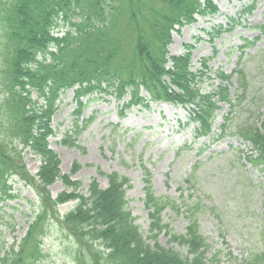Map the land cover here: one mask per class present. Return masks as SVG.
Returning a JSON list of instances; mask_svg holds the SVG:
<instances>
[{"label":"trees","instance_id":"trees-1","mask_svg":"<svg viewBox=\"0 0 264 264\" xmlns=\"http://www.w3.org/2000/svg\"><path fill=\"white\" fill-rule=\"evenodd\" d=\"M215 1L0 0V190L6 194L5 185L14 175L36 186L45 201L37 217L43 222L49 208L55 211L59 204L77 199L59 218L74 241L75 264H223L220 252L207 256L210 246L198 220L201 203L185 204L189 223L184 234L176 233L162 215L167 208L180 214L182 207L171 197L154 193L151 172L145 169L144 205L151 221L145 237L128 208L126 189L131 184L127 177L109 173L108 188L92 181L82 192L78 190L80 181L60 172L59 157L48 142L60 95L72 88L78 117L86 106L85 98L89 103L95 94L118 100L128 95V106L168 101L191 108L196 137L211 135L219 103L231 102L233 73H218L222 84L212 93L204 92L202 78L207 73L197 76L191 71V45L180 56H170L168 47L177 26L193 22L196 15L216 13ZM255 2L244 13L252 12ZM230 24L236 20L231 19ZM257 28L264 35V22ZM255 41L247 40L244 46ZM202 65L207 67L206 59ZM235 72L243 89L238 97L242 101L247 90L244 70L236 68ZM79 127L76 122L74 132L79 133ZM236 131L258 153L257 158L249 159L264 165V117L260 126L244 121ZM73 135L66 134L64 141L72 140ZM23 151L40 156L38 179L28 173ZM18 162L21 167L16 166ZM80 168L75 163L72 172ZM57 179L73 189L52 198L46 186ZM186 181L191 186L189 177ZM2 214L0 207L1 222ZM44 224L29 225L19 243L0 250V264H43V242L49 232ZM163 230L170 243L185 249L184 254L159 244ZM240 264H264V252L245 257Z\"/></svg>","mask_w":264,"mask_h":264},{"label":"rangeland","instance_id":"rangeland-1","mask_svg":"<svg viewBox=\"0 0 264 264\" xmlns=\"http://www.w3.org/2000/svg\"><path fill=\"white\" fill-rule=\"evenodd\" d=\"M251 2L217 0V13L199 16L196 22L180 27L169 46L171 55L184 53L185 45L194 46L193 71H204L201 60L209 58L211 77L203 82L204 92H213L220 86L218 72L229 74L237 67L245 72L249 81L246 96L239 100L242 90L235 75L230 84L231 103L222 104L217 113L213 136L196 138L195 124L188 120V108L170 102L128 106L129 96L117 100L95 94L89 103L85 98L86 106L78 117L72 88L58 100L50 120L52 134L48 137L50 147L59 157L60 172L80 181L78 190L85 192L92 181L108 187V179L102 173L117 172L130 180L131 187L126 190L128 208L145 237L151 223L144 205L145 169L151 172L154 193L171 197L182 207L180 214L167 208L162 215L176 233L184 234L189 223L185 204L201 203L198 220L210 246L207 256L220 252L223 264H240L245 257L264 252V170L246 161L244 155L251 154L252 146L235 131L244 121L259 125L260 115L264 114V37L255 44L242 46L245 39L258 37L256 26L264 21V0H256L252 12H243ZM231 18L237 23L229 29ZM220 25L225 29L210 40L209 33ZM76 122L80 125L79 133L74 132ZM66 134H74L72 140L64 141ZM23 162L28 173L38 179L40 156L23 151ZM75 163L81 168L72 172ZM16 166L21 167L20 162ZM188 177L191 186L186 181ZM65 183L57 179L46 186L52 198L63 190L72 191L73 187ZM5 188L6 194L0 190L4 213L0 221V250L19 243L29 225L45 222L49 232L43 242V264H75L74 241L61 227L59 218L78 200L71 198L55 211L49 208L43 222L37 217L45 201L36 186L14 175ZM169 239L165 230L158 236L161 246H173L185 253L183 247Z\"/></svg>","mask_w":264,"mask_h":264}]
</instances>
